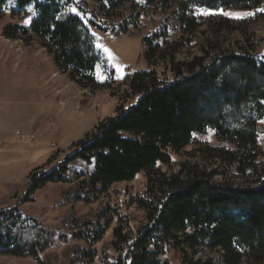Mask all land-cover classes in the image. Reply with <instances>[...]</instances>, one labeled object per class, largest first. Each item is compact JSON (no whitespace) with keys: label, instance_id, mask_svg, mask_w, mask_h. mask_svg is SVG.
Returning <instances> with one entry per match:
<instances>
[{"label":"trees","instance_id":"obj_1","mask_svg":"<svg viewBox=\"0 0 264 264\" xmlns=\"http://www.w3.org/2000/svg\"><path fill=\"white\" fill-rule=\"evenodd\" d=\"M92 1L88 12L90 4L74 0H0V19L13 20L2 35L38 39L59 69L94 91L115 83L94 29L117 27L127 34L144 9L153 8L168 13L177 36L171 39L168 24L145 36L140 55L150 69L130 77L128 101L75 142L72 156L58 167L29 176L24 202L34 201L48 183L65 182V198L100 201L97 209L66 217L64 231L25 216L19 206L0 209V256L38 264H172L166 257L176 252L182 264H264V38L258 34L264 0ZM236 10L251 15L204 14ZM201 32V54L177 59ZM98 68L108 75L103 85ZM208 130L223 144L198 141ZM188 146L193 148L186 151ZM182 152L186 160L176 172L161 170ZM75 162L94 164V170L86 166L67 177ZM140 174L142 190H125L115 202L102 199ZM133 205L145 212L136 228L127 212ZM111 230L112 259L96 248ZM61 245L60 254L48 252ZM213 251L218 260L196 259Z\"/></svg>","mask_w":264,"mask_h":264},{"label":"rangeland","instance_id":"obj_2","mask_svg":"<svg viewBox=\"0 0 264 264\" xmlns=\"http://www.w3.org/2000/svg\"><path fill=\"white\" fill-rule=\"evenodd\" d=\"M79 5L90 4L89 12L95 5L92 0H74ZM136 27L127 34L120 29H94L95 42L100 52L115 70V83L111 88L99 87L96 91L83 89L71 80L68 73L59 69L53 55L49 54L38 39L27 38L11 40L3 35V28L13 20L9 15L0 19V55L6 60L0 63V209L19 206L25 216L41 221L50 229L64 231L63 220L68 216L85 215L99 206V202L86 203L64 197L69 187L65 182H51L33 194L34 201H25L29 187V176L38 168L44 167L51 172L74 153L73 144L91 133L94 126L107 117L116 114L120 103H126V83L137 71L149 70L150 67L140 55L143 50V38L153 34L166 24L170 27L171 39L174 21L161 9H144ZM200 13V12H199ZM223 14L234 18H246L251 13L245 11L204 12V14ZM25 20L24 23H28ZM264 38V23L258 31ZM205 42L204 34L199 33L189 47L177 54V59L186 60L194 54H201ZM161 72L162 68H158ZM97 80L100 85L108 81V75L102 68L97 69ZM171 76L170 74H168ZM41 120L37 125L31 123L36 114ZM36 123V122H35ZM264 130V122L261 123ZM23 135H34L25 140ZM198 141L207 145L219 146L212 130L197 136ZM261 145L264 150V133ZM193 146H188L189 151ZM186 160L185 153L173 156L169 166H160L161 170L171 174L179 169V164ZM74 166L67 172V177L88 167L92 173L94 164L72 163ZM145 176L140 174L130 183H119L112 187L103 197L105 201L115 202L123 197V192L133 190V194L143 189ZM120 193V194H119ZM128 213L134 216L135 228L145 221V212L133 205ZM112 230L104 240L96 245L99 254L106 250L111 259L115 251L111 247ZM64 245L48 252L60 254ZM219 253L202 252L196 255L202 260H218ZM172 264H182L178 253L167 257ZM63 258H60L62 261ZM0 264H38L32 258H15L0 256ZM95 264H101L98 259ZM218 264V262L216 263ZM246 264V263H243Z\"/></svg>","mask_w":264,"mask_h":264},{"label":"crops","instance_id":"obj_3","mask_svg":"<svg viewBox=\"0 0 264 264\" xmlns=\"http://www.w3.org/2000/svg\"><path fill=\"white\" fill-rule=\"evenodd\" d=\"M45 49V48H43ZM46 50V49H45ZM47 51V50H46ZM5 60L2 55H0V63H2V61ZM6 61V60H5ZM43 114V112L40 113V116H37L36 114L31 118V123L34 125H37V123L41 120V115ZM36 122V123H35Z\"/></svg>","mask_w":264,"mask_h":264},{"label":"built area","instance_id":"obj_4","mask_svg":"<svg viewBox=\"0 0 264 264\" xmlns=\"http://www.w3.org/2000/svg\"><path fill=\"white\" fill-rule=\"evenodd\" d=\"M22 138L25 139V140L33 139L34 138V135H31V136L23 135Z\"/></svg>","mask_w":264,"mask_h":264}]
</instances>
